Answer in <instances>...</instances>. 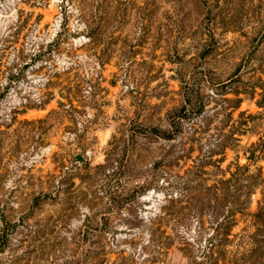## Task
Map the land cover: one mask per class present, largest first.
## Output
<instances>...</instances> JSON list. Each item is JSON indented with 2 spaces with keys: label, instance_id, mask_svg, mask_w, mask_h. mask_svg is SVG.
Masks as SVG:
<instances>
[{
  "label": "rangeland",
  "instance_id": "obj_1",
  "mask_svg": "<svg viewBox=\"0 0 264 264\" xmlns=\"http://www.w3.org/2000/svg\"><path fill=\"white\" fill-rule=\"evenodd\" d=\"M0 264H264V0H0Z\"/></svg>",
  "mask_w": 264,
  "mask_h": 264
},
{
  "label": "trees",
  "instance_id": "obj_2",
  "mask_svg": "<svg viewBox=\"0 0 264 264\" xmlns=\"http://www.w3.org/2000/svg\"><path fill=\"white\" fill-rule=\"evenodd\" d=\"M196 105H197V104H196ZM199 107H200V106H199ZM186 112H188V111H187V107L184 106V107L182 108V110L180 111L181 114H179L180 120L182 119L181 117L183 116V114L186 113ZM197 112H200L199 109H198V106H195V108H194V107H191V110H189V116H190V115H194V114H196ZM197 114H198V113H197ZM185 117H188V114H187V116H185ZM179 124H182V123H178V124H176V125H179ZM177 129H178V128H177ZM154 131H156L155 133H156L158 136H160L161 138L166 139V140H170V139H173V138L175 137V136H173L174 134H173L172 132L161 131V130H154Z\"/></svg>",
  "mask_w": 264,
  "mask_h": 264
}]
</instances>
